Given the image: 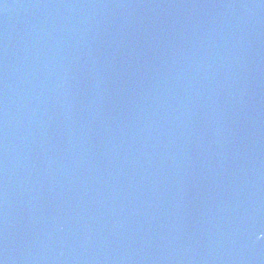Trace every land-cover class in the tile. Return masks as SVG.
<instances>
[{"label":"water","instance_id":"obj_1","mask_svg":"<svg viewBox=\"0 0 264 264\" xmlns=\"http://www.w3.org/2000/svg\"><path fill=\"white\" fill-rule=\"evenodd\" d=\"M0 264H264V0H0Z\"/></svg>","mask_w":264,"mask_h":264}]
</instances>
